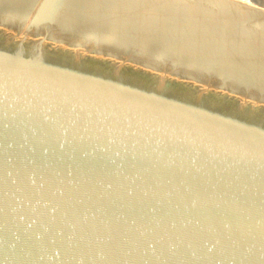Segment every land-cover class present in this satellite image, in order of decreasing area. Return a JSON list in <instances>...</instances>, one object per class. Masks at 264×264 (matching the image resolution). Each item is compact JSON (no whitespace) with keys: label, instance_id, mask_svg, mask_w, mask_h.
<instances>
[{"label":"water","instance_id":"obj_1","mask_svg":"<svg viewBox=\"0 0 264 264\" xmlns=\"http://www.w3.org/2000/svg\"><path fill=\"white\" fill-rule=\"evenodd\" d=\"M0 264H264V98L0 22Z\"/></svg>","mask_w":264,"mask_h":264},{"label":"bare ground","instance_id":"obj_2","mask_svg":"<svg viewBox=\"0 0 264 264\" xmlns=\"http://www.w3.org/2000/svg\"><path fill=\"white\" fill-rule=\"evenodd\" d=\"M252 2L0 0V22L264 98V10Z\"/></svg>","mask_w":264,"mask_h":264},{"label":"rangeland","instance_id":"obj_3","mask_svg":"<svg viewBox=\"0 0 264 264\" xmlns=\"http://www.w3.org/2000/svg\"><path fill=\"white\" fill-rule=\"evenodd\" d=\"M232 1V0H231ZM234 1V0H233ZM251 1H253L252 3H251V6H253V5H255L254 7H256L257 8V6H258V9L260 10L261 8H262V11L264 10V0H260V2H259V0H250V2ZM255 1V2H254ZM236 2H238V0H236ZM257 2H258V4L259 5H256L257 4ZM253 4V5H252ZM261 4V5H260ZM261 7V8H260Z\"/></svg>","mask_w":264,"mask_h":264}]
</instances>
